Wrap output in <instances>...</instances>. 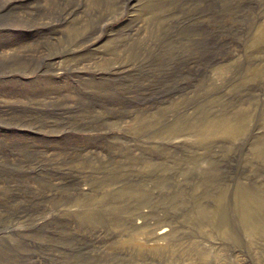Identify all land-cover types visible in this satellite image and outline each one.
Returning a JSON list of instances; mask_svg holds the SVG:
<instances>
[{"label": "rangeland", "instance_id": "rangeland-1", "mask_svg": "<svg viewBox=\"0 0 264 264\" xmlns=\"http://www.w3.org/2000/svg\"><path fill=\"white\" fill-rule=\"evenodd\" d=\"M263 26L264 0H0V264H264Z\"/></svg>", "mask_w": 264, "mask_h": 264}, {"label": "bare ground", "instance_id": "bare-ground-1", "mask_svg": "<svg viewBox=\"0 0 264 264\" xmlns=\"http://www.w3.org/2000/svg\"><path fill=\"white\" fill-rule=\"evenodd\" d=\"M260 37L264 36V26L262 27V29L260 30ZM258 35V34H257ZM258 37V36H256ZM257 40V38H256ZM33 56V55H32ZM41 59V58H40ZM38 60V59H37ZM255 71V69H254ZM254 71L252 72V74L254 73ZM255 74V73H254ZM257 74V73H256ZM204 112V111H203ZM247 113V112H245ZM245 113H241L239 114L238 116L236 115L237 118H230L229 116H219V117H212V118H209V119H203L201 121V123L197 124V123H191V122H188L187 120L185 119H180V120H175L173 121L172 123L170 124H167L165 127H163L162 129H160L157 133H160L162 137H164V140L165 138L168 139V138H173L175 135L177 136H185L186 134H183L184 132L181 131L182 129H177L175 128L177 125H180V123H185V124H188L189 128L191 129V131H196L197 133V137L202 139V141L204 142L206 139H207V136L209 134H224L225 136H228L230 138H235L237 136H239V134L244 130L245 128V119H246V114ZM201 114V113H200ZM220 115V114H219ZM179 122V123H178ZM150 123H146L145 126H148ZM159 135V134H158ZM233 138V139H234ZM163 139V138H161ZM264 143V142H263ZM264 147V146H263ZM257 153V152H256ZM121 175V174H120ZM116 176V175H115ZM121 177V176H120ZM122 178V177H121ZM112 179V178H110ZM119 179V178H118ZM166 179H168V177L166 175H161L160 177H158L156 179V185L158 186H164L165 183H166ZM154 182V181H153ZM97 184V183H95ZM130 184V183H129ZM142 183H140V186H141ZM128 185V184H127ZM134 185V186H133ZM128 185V186H124V187H120V189H117V192H118V195L120 197H124V199H127L128 201V204L127 206H129L131 204V207H132V210H131V214H132V217L137 215V214H141L140 210H139V207L141 204H144L146 203L148 200H150L151 198V195L152 193L148 190H143V186L140 187L138 185ZM245 189V188H244ZM246 190H249L246 188ZM242 191V189L240 190ZM240 191H238L240 193ZM250 191V190H249ZM254 193V192H253ZM251 194V193H250ZM239 210L242 214V218L245 222L247 223H250L251 221V217L253 215V210L255 209H261V210H264V200H259L258 197H252L250 196L251 198H248V196L246 197V194H245V191H242L240 194H239ZM248 195V194H247ZM254 196V195H253ZM108 197V196H107ZM258 198V199H257ZM104 200V199H103ZM102 202V201H101ZM114 202V201H112ZM151 203V202H150ZM106 204V203H105ZM155 205V204H154ZM153 205V207H154ZM146 206V205H145ZM152 206V205H151ZM97 207V206H96ZM99 207V206H98ZM106 207V206H105ZM129 208V207H128ZM123 209V208H122ZM125 209H126V206H125ZM119 210V209H118ZM151 210V209H150ZM152 211L154 212V210L152 209ZM200 211V210H199ZM258 211V210H257ZM87 212V211H86ZM112 212V211H111ZM161 212V211H160ZM202 213V211H200ZM106 213V212H105ZM155 213V212H154ZM107 214V213H106ZM105 214V215H106ZM109 214V213H108ZM130 214V213H128ZM219 214V212H218ZM89 215V214H88ZM87 216V215H86ZM104 216V215H103ZM129 216V215H128ZM80 217V216H79ZM113 217V216H112ZM117 217H119L117 215ZM255 217V215H254ZM84 218V217H83ZM120 218H121V215H120ZM126 218V217H125ZM130 219V218H129ZM135 219V218H134ZM144 219V218H143ZM166 219H168L166 217ZM166 219H158L156 221V225L160 227L161 226H164V225H167L168 222ZM89 220V219H88ZM109 220V219H108ZM107 220V221H108ZM130 220H133V218H131ZM254 220V218H253ZM90 221V220H89ZM107 221H104V222H107ZM170 221V220H169ZM110 222V220H109ZM146 221H144L145 223ZM253 222V221H252ZM260 222H258L257 224H259ZM122 224V223H120ZM132 224V223H131ZM146 224V223H145ZM145 224H142V225H145ZM246 223H244V226L245 228ZM264 224V223H263ZM134 225V224H132ZM261 226V224H259ZM257 226V225H256ZM139 227V226H138ZM141 227V225H140ZM254 227V226H253ZM135 228V227H134ZM225 228V227H224ZM258 228V226L256 227ZM262 230L264 229L263 227H261ZM167 227L164 228V230H166ZM174 229V228H172ZM230 229V228H229ZM138 230V229H136ZM136 230H132L131 229V232H130V238L131 239H136L137 241V233L135 232ZM168 231V230H167ZM170 231V230H169ZM222 231V230H221ZM264 231V230H263ZM171 232H173L174 234V231L171 230ZM223 232V231H222ZM260 232V231H258ZM228 233V232H227ZM254 234V232H252ZM230 234V232L228 233ZM234 234V233H233ZM167 234H165L164 236H166ZM172 235V234H171ZM170 234L168 236H171ZM159 236V235H158ZM158 236H155L156 238H158ZM173 236V235H172ZM227 236V235H226ZM139 237V236H138ZM163 237V236H161ZM33 238V237H32ZM233 238V237H232ZM168 242V241H167ZM40 244V243H39ZM174 243L173 242H170L168 246L170 245H173ZM38 245V244H37ZM41 246V245H40ZM111 248V247H110ZM33 254V253H32ZM19 257V255L17 256ZM6 258V257H5ZM142 259V258H141ZM14 260V259H12ZM180 260V259H179ZM9 261V260H8ZM22 261V260H21ZM3 264V263H2Z\"/></svg>", "mask_w": 264, "mask_h": 264}]
</instances>
